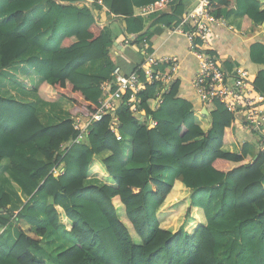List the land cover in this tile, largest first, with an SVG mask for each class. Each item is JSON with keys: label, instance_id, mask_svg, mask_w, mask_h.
<instances>
[{"label": "trees", "instance_id": "16d2710c", "mask_svg": "<svg viewBox=\"0 0 264 264\" xmlns=\"http://www.w3.org/2000/svg\"><path fill=\"white\" fill-rule=\"evenodd\" d=\"M102 1L122 20L123 31L139 34L138 48L154 38L141 33L145 18L156 16L152 25L169 26L184 10L180 1L169 13L138 16L136 6L155 0ZM243 1L241 28L261 25L264 0ZM38 6L44 13L29 19L26 13ZM236 7L235 0H209L208 10L218 17L222 9L232 14ZM50 27L61 34L50 55L24 59L42 77L35 92L45 101H70L71 115L89 116L104 96L102 84L111 80L117 36L109 25L100 27L89 9L56 0H0V69L22 59L31 41ZM253 49L256 60L264 61V44ZM101 59L107 61L103 75L79 69ZM253 84L264 94V70ZM156 86L146 84L141 93L143 114L156 125L147 126L125 106V92L114 111L121 139L107 113L84 140L70 145L77 134L71 118L45 124L30 103L0 95V163L7 158L13 181L33 192V205L26 202L16 218L32 224L38 235L51 227L74 236L76 243L55 255L60 264H264V137L255 159L247 145L224 151L223 145L233 143L232 115L220 102L206 103L203 115L177 95L175 81L155 109ZM97 155L105 156L95 162ZM128 160L142 166L128 168ZM57 162L63 170L53 176ZM168 169L178 170L172 184L160 178ZM94 173L100 185H86ZM9 204L10 196L0 192V228L13 217ZM39 214L41 222L33 219ZM3 234L0 264H45L31 251L37 240L19 230L9 244Z\"/></svg>", "mask_w": 264, "mask_h": 264}, {"label": "crops", "instance_id": "0c3cea01", "mask_svg": "<svg viewBox=\"0 0 264 264\" xmlns=\"http://www.w3.org/2000/svg\"><path fill=\"white\" fill-rule=\"evenodd\" d=\"M197 1L183 0L181 3L184 7L183 11L191 10ZM107 2L110 3L111 0H107ZM235 3L237 7L232 14H228L226 9H222L218 13V17L223 19L224 23L214 22L212 24L209 49L215 54L224 69L230 70L235 66H241L247 70L250 79L253 81L257 74L261 70H264V61L256 60L257 54L253 49V46L258 42L264 44V28L258 24L243 30L241 25L247 6L243 0H235ZM44 11L43 7L38 6L26 13V16L29 19L35 20ZM136 11L134 9V14H136ZM166 12L169 13L170 8L164 10V13ZM96 14L103 26L109 25L112 32L117 34L111 48L115 66L118 65L123 71L130 72L140 61L141 56L137 52L138 48L136 46L137 49L122 45L126 33L123 31L122 20L114 18L103 9L96 11ZM154 19H156V16L145 18V28L141 32L147 33L149 31L150 36H154L149 41V50L157 57L177 59V95L191 101L199 109L203 108V104L199 101L191 86V80L197 72V62L188 50L185 37L180 33L168 31L165 26L152 25L151 22ZM60 35L54 27L45 29L31 41L30 47L22 59L16 60L7 67L0 69V95L30 103L36 108L38 117L45 124L70 118V110L74 104L63 98H59L56 101L42 100L38 93L35 92V89L42 83V77L24 59L33 56H38L39 58L48 57L50 52L57 46V38ZM106 63L107 61L103 59L90 61L79 69L87 74L103 75ZM231 132L233 143L223 145L222 149L229 152H239L242 145H247L249 155L255 159L261 145L260 138L264 137V127L261 130H249L242 128L240 125H235L231 127ZM104 156H94V161L101 162V158ZM39 158L41 157L39 156ZM137 165V163L130 160L127 162L128 168H134ZM9 167V160L7 158L3 159L0 163V192L4 191L10 196V204L8 206L13 212V217H11L9 226L3 235H6L5 237L10 244L17 238L19 230H22L29 237L38 241L37 248L31 250L36 257L42 259L45 264H60L56 261L55 255L73 246L76 243V239L63 229L55 230L51 227H48L43 235H38L34 232L32 224L28 223L25 219L18 220L16 218L17 213L23 214V206L26 202L29 203V206L33 205V201L30 200L33 192L29 189H23L19 183L13 181L10 177ZM260 168L262 180L264 181V163ZM177 174L178 170L168 169L160 178L162 181L172 184ZM99 183V177L96 173L85 181L86 185H100ZM50 201V197H47L46 203H50ZM33 219L41 222L43 215L39 214L33 217Z\"/></svg>", "mask_w": 264, "mask_h": 264}, {"label": "built area", "instance_id": "2783aa9c", "mask_svg": "<svg viewBox=\"0 0 264 264\" xmlns=\"http://www.w3.org/2000/svg\"><path fill=\"white\" fill-rule=\"evenodd\" d=\"M58 3H73L78 7H85L92 11L94 19L100 27L102 22L98 20L96 11L103 9L111 16L107 5L102 0H56ZM183 0H155L153 2L136 6L138 16L157 15L177 2ZM209 0H198L191 10H186L178 19L167 27V30L182 34L188 44L189 52L197 62V72L191 80V86L203 104L218 101L232 115L231 127L241 126L249 130H261L264 123V94L260 92L250 79L247 70L241 66H235L230 70L223 68L215 54L209 49L214 22L224 23V20L213 15L208 10ZM164 26V25H162ZM138 33H125L123 46L136 48L134 40ZM142 46L138 48L140 61L130 72L123 71L116 65L110 76L111 80L102 84L104 96L98 100V108L89 116L80 113L71 115L73 127L77 134L67 144L79 143L89 134L94 122L101 120L102 116L111 113L113 125L111 131L118 139V118L115 115L123 94L126 92L125 106L136 114V117L147 126L156 125V121L150 115L143 114L141 108V93L146 84L156 83L154 90L155 109L162 102L163 95L168 92L169 86L175 81L178 69L176 58H163L155 56L150 50L148 40H142ZM136 46V47H135ZM142 76L144 79H142ZM201 113V112H200ZM202 114V113H201ZM62 167L57 162L51 170L53 176L62 173ZM9 224L0 228L2 234Z\"/></svg>", "mask_w": 264, "mask_h": 264}, {"label": "rangeland", "instance_id": "374dc122", "mask_svg": "<svg viewBox=\"0 0 264 264\" xmlns=\"http://www.w3.org/2000/svg\"><path fill=\"white\" fill-rule=\"evenodd\" d=\"M135 49H137V48H135ZM125 145H126V152H129L130 153V150H131V143H130V141L129 140L126 141L125 142ZM137 167H140V165H137L136 168ZM188 193H189V191L187 193H185V195L183 193L181 195H182V197L183 196L187 197ZM181 201H185V200H181ZM183 210H184V208H183ZM178 223H179V219L178 220H175V223H173L174 228H176L178 226Z\"/></svg>", "mask_w": 264, "mask_h": 264}, {"label": "water", "instance_id": "95a60500", "mask_svg": "<svg viewBox=\"0 0 264 264\" xmlns=\"http://www.w3.org/2000/svg\"><path fill=\"white\" fill-rule=\"evenodd\" d=\"M261 26L264 28V21L261 23ZM200 112L203 114V115H208V111L206 110L205 107L201 108L200 109ZM3 211V208H0V212Z\"/></svg>", "mask_w": 264, "mask_h": 264}, {"label": "clouds", "instance_id": "9594fccd", "mask_svg": "<svg viewBox=\"0 0 264 264\" xmlns=\"http://www.w3.org/2000/svg\"><path fill=\"white\" fill-rule=\"evenodd\" d=\"M164 12V11H163ZM184 12V11H183ZM162 13V12H161ZM175 22V21H174ZM170 26V25H169Z\"/></svg>", "mask_w": 264, "mask_h": 264}]
</instances>
